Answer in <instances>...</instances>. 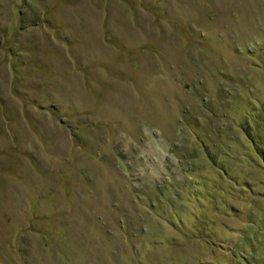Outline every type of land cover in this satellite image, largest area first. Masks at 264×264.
Returning a JSON list of instances; mask_svg holds the SVG:
<instances>
[{
	"label": "rangeland",
	"instance_id": "1",
	"mask_svg": "<svg viewBox=\"0 0 264 264\" xmlns=\"http://www.w3.org/2000/svg\"><path fill=\"white\" fill-rule=\"evenodd\" d=\"M264 0H0V264H264Z\"/></svg>",
	"mask_w": 264,
	"mask_h": 264
},
{
	"label": "trees",
	"instance_id": "2",
	"mask_svg": "<svg viewBox=\"0 0 264 264\" xmlns=\"http://www.w3.org/2000/svg\"><path fill=\"white\" fill-rule=\"evenodd\" d=\"M262 156H264L262 153H261Z\"/></svg>",
	"mask_w": 264,
	"mask_h": 264
}]
</instances>
